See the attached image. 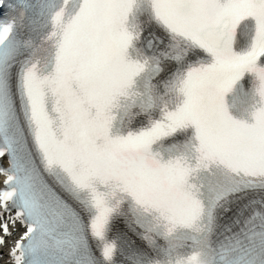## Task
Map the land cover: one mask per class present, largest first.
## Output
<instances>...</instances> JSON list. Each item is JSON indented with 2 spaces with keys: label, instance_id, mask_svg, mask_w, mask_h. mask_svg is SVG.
I'll use <instances>...</instances> for the list:
<instances>
[{
  "label": "snow or ice",
  "instance_id": "snow-or-ice-1",
  "mask_svg": "<svg viewBox=\"0 0 264 264\" xmlns=\"http://www.w3.org/2000/svg\"><path fill=\"white\" fill-rule=\"evenodd\" d=\"M0 264H264V0H0Z\"/></svg>",
  "mask_w": 264,
  "mask_h": 264
}]
</instances>
